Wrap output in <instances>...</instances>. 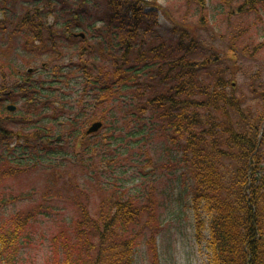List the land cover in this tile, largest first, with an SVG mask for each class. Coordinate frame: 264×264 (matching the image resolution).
<instances>
[{"label": "trees", "instance_id": "16d2710c", "mask_svg": "<svg viewBox=\"0 0 264 264\" xmlns=\"http://www.w3.org/2000/svg\"><path fill=\"white\" fill-rule=\"evenodd\" d=\"M215 1L182 0L189 12L181 15L144 0H0V23L25 33L30 52L23 54L50 63L26 87L25 110L12 114L18 131L0 133V183L41 166L54 180L64 166L80 169L66 199L74 214L51 236L46 264H134L137 247L161 221L159 203L152 190L143 196L120 190L110 177L121 164H111L137 146L143 151L154 134L164 136V154L189 177L199 240L200 213L209 216L211 264H264V86L251 82L250 103L231 78L213 77L209 68L220 55L204 57L201 37L206 28L233 33V51L258 53L264 43L246 22L263 19L264 0ZM159 12L170 24L164 32ZM73 55L78 62L51 68L49 59ZM78 75L85 97L72 100L66 86L74 88ZM97 120L103 127L87 135L85 126ZM79 174L98 194L94 213ZM33 191L0 198V209ZM38 215L0 216V264H22ZM154 255L151 264H159Z\"/></svg>", "mask_w": 264, "mask_h": 264}, {"label": "rangeland", "instance_id": "374dc122", "mask_svg": "<svg viewBox=\"0 0 264 264\" xmlns=\"http://www.w3.org/2000/svg\"><path fill=\"white\" fill-rule=\"evenodd\" d=\"M144 1L149 4L156 3L164 8H173L176 11L175 14L180 13L183 15L189 12L184 2L181 3L182 0ZM207 3H211L210 0H207ZM208 7L213 9L212 5ZM262 15L263 19L261 20L252 16L248 17L246 22V25L253 27L250 28L249 32L253 33L252 36L258 44L264 43V14ZM1 20H5V17H2ZM157 20L159 22V30L163 32L170 25L161 12H159V19ZM24 35L25 33H18L17 35L12 33L11 37H9L11 39L10 43L12 42L13 45L25 43ZM232 35L233 33L224 34L222 31L214 29L207 30L206 28L201 30V37L206 42V46H208L203 56L208 58L213 55V51L219 52L220 59L216 63L214 61V64L209 68L212 76L214 77L218 73L231 78L237 95L246 97L248 102H250L252 100L251 82L257 83V86L260 87L264 86V47H261L262 49L258 53H253L252 50L246 51L247 53L238 49L233 51L229 47ZM0 37L1 39L4 38L3 35H0ZM7 48H0L2 59L5 56L1 53ZM12 58H14L12 61L15 71H26L27 68L42 67L43 63L50 64L46 62L47 60L44 57L38 59L37 63H35L33 57L20 53L16 45L13 47ZM73 58L72 60L68 56L64 61L63 59H58L57 63H55L56 58L48 59L52 61V68V66L60 63L78 62L76 56L73 55ZM32 60L34 61L33 63ZM82 80L83 77L78 75L77 81L73 83L74 88L73 86H66V92L74 94L72 100L85 97ZM76 82H80L81 85ZM15 104L18 107L26 105L25 102H16ZM15 126L16 124H11L9 129L14 132L15 130L18 131L17 126ZM61 131V128L56 129L55 135L62 134L60 133ZM141 147H143V151H139L140 146H137L129 150V154L124 155L120 162L111 164L112 166L121 165L117 167L116 178L110 177L113 184L116 183L122 186L121 188L119 187L120 190L127 191L128 196H143L152 190L159 203L156 212H159L158 216H160L161 221L159 220L153 225L154 229L147 232L146 238L137 247L134 264H151L155 259L154 250L157 252L159 264H211L209 245L207 244L210 238L208 224L210 219L206 213H200L199 219L204 222L205 228L202 238L199 240L196 235V214L191 207V197L188 194L189 177L183 173L184 170L181 166L171 164L166 154H164L167 143L164 141L162 134H154L152 138H145ZM132 150L135 151L133 152ZM141 153L143 154L140 155ZM146 156L149 160L151 159L153 166L146 165L148 163ZM143 164L146 166L145 169L142 168ZM69 166H64L62 168L64 171L57 170L56 173L60 175L58 180H54V172L50 170L51 168L41 166L38 170L25 173L18 178H7L0 183V198L7 200L17 198L34 190L30 194L32 197L29 199L25 198L22 200L20 198L0 209V216L5 218L20 211L39 212L37 219L32 221V226L29 228L30 243H26L28 245H24L21 252L22 264H46L45 262L50 256L48 249L51 236L56 234L65 223L68 224V220L74 214L73 210H70L66 199L67 193L70 192L71 181L75 179L76 171L78 174L80 169L78 166L75 167L77 168L76 170L74 166L73 168H69ZM144 170L149 173L146 177L142 176L145 173L142 172ZM78 178L84 188L91 194V209L94 213L97 200L99 199L98 194H95L94 184L87 179L83 180L82 174H79Z\"/></svg>", "mask_w": 264, "mask_h": 264}, {"label": "flooded vegetation", "instance_id": "af4514ba", "mask_svg": "<svg viewBox=\"0 0 264 264\" xmlns=\"http://www.w3.org/2000/svg\"><path fill=\"white\" fill-rule=\"evenodd\" d=\"M4 30L7 29V25L2 26ZM12 32L9 31H1L0 35L4 36L3 39L0 37V48L8 47L7 50L2 52L7 59L5 60L0 56V133L5 132L6 135H9L10 131L8 130L9 123L11 122L10 110H8V106L12 105L15 100H24V97L27 95V89L29 82L33 80L32 74L28 71H15L14 63H13V43H10V35ZM8 35V36H7ZM11 44V45H10ZM10 45V46H9ZM12 47V48H11ZM16 47L20 53H23L21 50L20 44ZM1 50V49H0ZM8 56H10L8 58Z\"/></svg>", "mask_w": 264, "mask_h": 264}, {"label": "water", "instance_id": "95a60500", "mask_svg": "<svg viewBox=\"0 0 264 264\" xmlns=\"http://www.w3.org/2000/svg\"><path fill=\"white\" fill-rule=\"evenodd\" d=\"M52 19V18H51ZM52 21V20H51ZM29 71H32V69H30ZM10 110H14L15 107L14 106H10L9 107ZM102 123L101 122H96L94 123L88 130V133H92V132H96L99 130V128L101 127Z\"/></svg>", "mask_w": 264, "mask_h": 264}]
</instances>
